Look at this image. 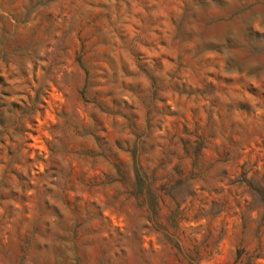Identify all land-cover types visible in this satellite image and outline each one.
<instances>
[{
	"label": "rangeland",
	"instance_id": "374dc122",
	"mask_svg": "<svg viewBox=\"0 0 264 264\" xmlns=\"http://www.w3.org/2000/svg\"><path fill=\"white\" fill-rule=\"evenodd\" d=\"M0 264H264V0H0Z\"/></svg>",
	"mask_w": 264,
	"mask_h": 264
}]
</instances>
